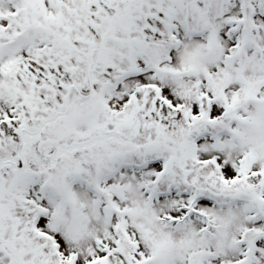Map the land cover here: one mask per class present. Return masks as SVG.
<instances>
[{
	"label": "snow or ice",
	"instance_id": "6c2138e0",
	"mask_svg": "<svg viewBox=\"0 0 264 264\" xmlns=\"http://www.w3.org/2000/svg\"><path fill=\"white\" fill-rule=\"evenodd\" d=\"M0 264H264V0H0Z\"/></svg>",
	"mask_w": 264,
	"mask_h": 264
}]
</instances>
